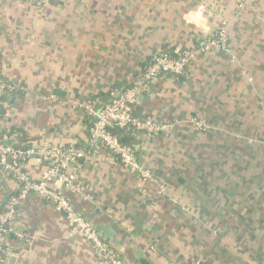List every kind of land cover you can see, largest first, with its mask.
<instances>
[{
	"label": "crops",
	"instance_id": "1",
	"mask_svg": "<svg viewBox=\"0 0 264 264\" xmlns=\"http://www.w3.org/2000/svg\"><path fill=\"white\" fill-rule=\"evenodd\" d=\"M223 27L226 48L141 82L155 56L194 50ZM0 73L19 84L3 114L6 141L87 150L81 189L59 187L128 264H264V0H0ZM135 82L137 106L162 125L137 134L150 180L90 138L88 105ZM45 168L37 155L25 164L34 179ZM17 187L0 168V204ZM3 256L110 264L36 194L21 201Z\"/></svg>",
	"mask_w": 264,
	"mask_h": 264
},
{
	"label": "built area",
	"instance_id": "2",
	"mask_svg": "<svg viewBox=\"0 0 264 264\" xmlns=\"http://www.w3.org/2000/svg\"><path fill=\"white\" fill-rule=\"evenodd\" d=\"M227 47V31L225 27L217 33L206 36L194 50L183 51L177 57L164 51L154 57L141 74V82H150L159 75H182L194 60L197 52L206 53L214 48ZM19 89L16 82H5L0 78V129L3 124L2 110L7 106L5 95L15 93ZM141 83L135 82L131 87L116 93L111 100L98 106L92 102L88 105V113L93 117L90 128L92 144L100 142L113 152L128 170L137 173L144 180H150L151 173L146 170L138 159L136 150L123 144L113 129L129 128L134 126L148 134L155 133L162 125L152 116L146 115L141 119L134 115V107L139 103ZM201 129H206L208 124L204 121L197 122ZM86 149L74 145H50L40 147H15L8 144L0 136V168L2 172L13 173L18 187L0 212V264L4 262V253L8 242V235L14 228L18 214V207L23 199L30 194L51 202L70 222L72 231L82 233L86 239L109 261L110 264H128L117 248L97 232L95 226L78 212L70 199L64 194L59 184L70 186L74 190L81 187L76 183V168L86 155ZM37 155L39 160L46 163L41 177L34 179L25 169V164L30 156ZM192 264H203L195 260Z\"/></svg>",
	"mask_w": 264,
	"mask_h": 264
},
{
	"label": "trees",
	"instance_id": "3",
	"mask_svg": "<svg viewBox=\"0 0 264 264\" xmlns=\"http://www.w3.org/2000/svg\"><path fill=\"white\" fill-rule=\"evenodd\" d=\"M171 56H174V57H177L178 55L174 52V53H171L170 54ZM150 63H147L145 64L142 69H141V73H144L147 66H149ZM0 78L1 80L5 81V82H11V81H7L3 76L2 74L0 73ZM131 85H128V86H125V89L128 88V87H131ZM11 93H7L5 95V99L9 100V96H10ZM5 112V108L2 110L1 114L3 116ZM134 115L135 116H138V115H142V118H145L146 115L143 114V109L139 106H135L134 107ZM140 132H143L142 130H139L137 129L136 127L134 126H130L129 128H114L113 129V133L119 137L120 141L123 143V144H126V145H129V146H132L134 149L136 148V144L138 143V138H137V134L140 133ZM0 136L4 137L3 135V132H0ZM15 147H21V146H18L17 144L14 145Z\"/></svg>",
	"mask_w": 264,
	"mask_h": 264
},
{
	"label": "water",
	"instance_id": "4",
	"mask_svg": "<svg viewBox=\"0 0 264 264\" xmlns=\"http://www.w3.org/2000/svg\"><path fill=\"white\" fill-rule=\"evenodd\" d=\"M98 140H100V138ZM7 143L8 144H12L11 141H7ZM10 196H11V192L9 190H7V194H6L5 198H4V201L0 204V212L2 211V209L5 206V204L7 203V201L9 200ZM95 228H96L97 232L102 231V230H100L99 226H97ZM104 231H105V229H104Z\"/></svg>",
	"mask_w": 264,
	"mask_h": 264
}]
</instances>
